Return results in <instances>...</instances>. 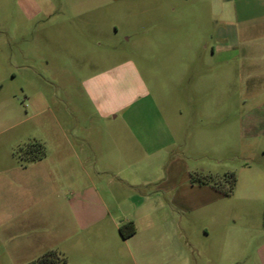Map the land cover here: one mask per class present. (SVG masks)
<instances>
[{"label":"rangeland","instance_id":"374dc122","mask_svg":"<svg viewBox=\"0 0 264 264\" xmlns=\"http://www.w3.org/2000/svg\"><path fill=\"white\" fill-rule=\"evenodd\" d=\"M237 5L230 0H9L5 7L0 1V264H28L45 253L37 242L48 227L34 223V211L27 212V225L9 217L10 205L36 201L27 186L45 185L38 165L21 163L20 148L33 141L46 147L54 139L47 125L57 119L86 135L91 120L82 82L120 64L137 67L151 92L169 91L171 48L178 60L193 65L194 93L200 75L209 92L208 114L187 119L178 164L191 182L193 175L212 177L223 191L229 189L225 176H236L231 196L218 190L193 194L201 206L180 216L198 250L217 242L224 264H257L255 253L264 242V64L245 60L247 51L240 48L224 53L221 63L212 55L231 24L243 41H264V17ZM135 70L129 71L132 79ZM161 217L179 215L162 210ZM239 252L244 254L235 259ZM137 256L128 251L126 264H141Z\"/></svg>","mask_w":264,"mask_h":264},{"label":"crops","instance_id":"0c3cea01","mask_svg":"<svg viewBox=\"0 0 264 264\" xmlns=\"http://www.w3.org/2000/svg\"><path fill=\"white\" fill-rule=\"evenodd\" d=\"M0 1L5 7L9 3ZM230 1L264 17V0ZM231 27L220 33L221 41L212 48L217 62L224 61V53L240 48L247 51L245 60L264 64V41H243L238 27ZM168 66L169 91L151 92L130 62L84 80L85 111L91 120L84 128L86 135L66 121L47 125L46 131L54 130V139L45 142L47 156L33 163L41 169L45 185L27 186L36 201L9 207L11 222L27 225L31 220L27 212L34 211V223L48 227L37 242L44 252L58 250L70 264H126L128 251L138 255L141 264H224L218 243L198 250L187 220L180 216L201 206L194 203L193 194L216 192L211 186L193 184L177 155L187 119L192 113L208 114L209 92L200 75V89L194 93L193 65L178 60L173 48ZM130 69L136 71V79L130 77ZM162 210L179 217L162 220ZM130 221L136 234L124 239L120 228ZM243 254L237 253L235 259ZM255 255L257 264H264V242Z\"/></svg>","mask_w":264,"mask_h":264},{"label":"trees","instance_id":"16d2710c","mask_svg":"<svg viewBox=\"0 0 264 264\" xmlns=\"http://www.w3.org/2000/svg\"><path fill=\"white\" fill-rule=\"evenodd\" d=\"M21 163L26 166L29 163H34L43 160L47 156L46 147L43 143L33 141L25 147L20 148L18 152ZM226 181L229 183V189L226 191L221 190L220 184L213 181L212 177L193 175L192 183L199 185H208L215 190L223 192L225 196H231L234 192L236 185L235 174L225 176ZM122 238L129 239L136 234V225L133 221L123 224L120 228ZM28 264H70L68 257L58 250H49L42 254L37 259Z\"/></svg>","mask_w":264,"mask_h":264}]
</instances>
